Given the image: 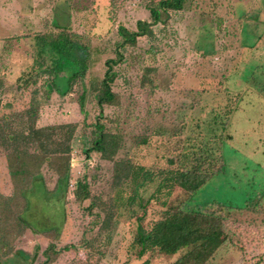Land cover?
Segmentation results:
<instances>
[{
  "label": "rangeland",
  "instance_id": "obj_1",
  "mask_svg": "<svg viewBox=\"0 0 264 264\" xmlns=\"http://www.w3.org/2000/svg\"><path fill=\"white\" fill-rule=\"evenodd\" d=\"M151 3L0 0V194L13 191L7 156L38 152L37 140H47L35 130L75 126L66 192H52L57 175L43 167L44 186L36 180L25 193V224L11 232L0 264H169L173 259L158 252L137 257L136 227L148 228L185 198L175 185L159 187L162 171L199 134L197 125L206 134L205 121L224 106H238L229 117L231 139L217 142L224 168L184 207L228 216L247 235L241 252L222 247L207 264H264V0H191L170 11L165 24L151 26L153 38L140 36L121 51L112 85L118 100L99 108L91 85L115 57L117 29L151 23ZM53 20L67 24L91 53L85 76L65 95L48 92L49 76L40 72L49 60L41 68L36 62L34 35L55 34ZM22 76L32 78L25 87ZM97 122L119 138L113 161L142 167L148 180L116 178L113 161L89 150ZM29 130L34 134L25 140ZM78 180L90 192L83 202L73 196Z\"/></svg>",
  "mask_w": 264,
  "mask_h": 264
},
{
  "label": "trees",
  "instance_id": "obj_2",
  "mask_svg": "<svg viewBox=\"0 0 264 264\" xmlns=\"http://www.w3.org/2000/svg\"><path fill=\"white\" fill-rule=\"evenodd\" d=\"M190 1L154 0L148 8L151 23L138 21L137 31L118 27L119 39L115 42V57L105 61L103 78L91 85L99 108L112 106L118 100L117 94L112 91V85L116 78L114 67L123 60L121 51L126 46H135L140 36L153 38L151 26L165 24L170 11H181ZM52 24L57 30L55 34L34 35L36 62L41 68L43 60L45 58L49 60V66H44L40 72L49 76L48 92L54 88L60 95H65L85 76L90 66L91 53L89 46L77 34L68 30L67 24H59L55 20ZM38 76L36 73L35 77ZM29 80L32 78L20 77L24 87L28 85ZM235 99L226 98V103L234 102ZM235 108L238 109V106L233 108L224 106L222 110L218 109L209 120L211 122L205 121L206 134L202 135L200 125H197L199 134L186 140L185 148L176 158L168 159L167 162L172 167L162 171L159 187L164 184L175 185L185 198L178 204L167 206L159 213L158 218L151 221L148 228L137 225L134 242L137 245L136 255L139 259L146 254L158 252L173 259L169 264H207L222 247L232 245L241 252L243 245L241 239H246L247 235L235 230L231 218L223 217L213 210L184 207L197 190L223 170L224 164L217 142L231 139L227 129L230 124L229 117ZM102 114L99 113L98 119L102 118ZM74 131L75 126L70 124L43 127L34 131L35 137L42 134L48 137L46 141L42 139L36 141L40 148L38 152L18 151L7 156L9 175L14 185L9 196L0 194V256L8 252L6 248L10 238H13L11 232L25 224L21 217L28 208L25 193L32 189L36 180L41 181L44 186L43 167L57 175L52 192L59 193L58 195L66 192L70 176V144ZM34 132L29 130L24 136L25 140L32 137ZM118 145L119 138L107 133L103 125L97 122L89 150L100 153L105 160L113 161ZM113 165L114 176L118 179H127L132 185L141 184L138 181L149 179V173L145 174L142 167L135 168L123 160L113 161ZM73 196L77 202L90 199L87 183L83 180L76 181ZM47 260L48 257L45 262H48ZM140 264L151 263L149 259H145Z\"/></svg>",
  "mask_w": 264,
  "mask_h": 264
}]
</instances>
